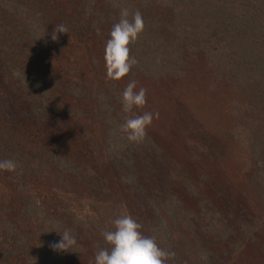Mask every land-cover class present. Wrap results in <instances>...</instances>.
I'll use <instances>...</instances> for the list:
<instances>
[{
  "label": "rangeland",
  "instance_id": "1",
  "mask_svg": "<svg viewBox=\"0 0 264 264\" xmlns=\"http://www.w3.org/2000/svg\"><path fill=\"white\" fill-rule=\"evenodd\" d=\"M161 1L0 0V159L12 152L18 164L15 172H0V221H9L0 230V264H32L39 244H48L42 243V224L25 215L22 204L31 199L53 215L57 211L59 219L73 214L79 221L74 231L82 247L77 257L61 253L71 256L67 264H93L95 253L106 247L102 232L125 214L174 253L167 264H264L263 91L235 86L232 65L210 45L183 48L174 72L149 75L136 55L128 75L106 78L104 48L120 10H138L144 19L162 16L167 29L170 12ZM35 5L39 20L30 23L15 18L20 11L7 10L31 13ZM60 24L69 31L54 42L51 34ZM29 29L41 35L46 30V39L64 50L56 72L81 90L101 86L104 102L122 95L131 80L137 91L145 88L147 103L133 115L158 113L146 131L167 158L138 157L133 163L138 183L122 180L106 153L103 103L91 98L92 89L81 97L50 82L33 96L40 112L29 109L24 99L32 82L19 77L26 78L45 55L41 37L29 35ZM71 165L75 173L64 171Z\"/></svg>",
  "mask_w": 264,
  "mask_h": 264
},
{
  "label": "trees",
  "instance_id": "2",
  "mask_svg": "<svg viewBox=\"0 0 264 264\" xmlns=\"http://www.w3.org/2000/svg\"><path fill=\"white\" fill-rule=\"evenodd\" d=\"M48 1L51 3L53 0ZM161 3L160 5L167 12H170L166 21L170 18L172 26L169 27L167 25L166 27L168 28L165 29L162 16L161 18H156L155 16L143 18L145 23L144 31L138 40L129 46L131 49L130 55L134 57L139 55L141 57L146 67L145 71L149 75H159L162 70L174 72L175 67L180 64V54L183 48L207 47L210 45L222 52L226 61L232 65L235 86L255 85L258 89L256 92L263 91L261 92V95H263L264 0H162ZM104 4V6L109 5L106 2ZM31 7L34 10L32 11L28 8L31 13H26L24 9L20 8L14 10L10 6L7 10H9L10 14L20 11L18 14L13 13L15 18L30 23L32 20H39L38 15L35 14V9H40L37 5ZM106 9V7L101 8L103 14ZM43 15L45 14L40 13V20ZM112 15L111 13L108 14L114 20ZM29 32V35L34 33V36L38 35L37 37H41L38 42L41 44L42 53H45L44 57L33 58L36 59L35 66L31 67L28 72H25L27 71L25 69V71L22 70V72L18 73L19 76L24 74V72L27 75L26 78L18 76L21 83L32 82L29 86V93L24 99L29 109H36L38 101L36 102L33 96L36 97L38 91L44 93L45 85L47 83L50 84V82H56V86H65L70 91H73V95L76 94L81 97L90 95L87 91L92 89L95 92L91 93V98L95 101L98 100L99 104L100 102L103 103L99 105L101 107L99 114L102 116L101 120L106 131V153L110 162L112 161L120 172L122 180L129 184L134 181L137 182L136 177L138 175L133 172V163L138 157H144L146 162L151 160L162 161L165 158L164 156L167 158L168 155H165V150L155 140H152L148 133L142 143L134 144L130 143L120 131V125L124 123L125 117L128 115L122 111L121 95L118 96L116 93L104 102V95L106 97L107 93L104 94L102 92L101 86L81 90L82 86L78 82H75V84L70 77L67 79L62 73L56 72L57 67L54 63H56V59H61L65 52L61 50V47H55L49 39H46L45 33L47 31L44 30L43 35H41L43 32L39 34L36 29H29ZM59 61L57 60V63ZM92 67L90 68L92 69ZM94 67L97 69V66ZM173 72L170 73L172 74ZM59 91H62V89L59 88ZM22 92L25 93L24 90ZM39 109L36 110L40 112ZM4 153L7 154L4 156L5 159L17 158L12 152L6 151ZM69 168L64 169V171H73L75 173L76 167L71 165ZM27 202L22 204L26 217L36 221L37 224H42L41 226L44 227L43 237H41L43 239L42 243L46 244V241L48 242L45 247L39 244V253L32 260V264H67L71 256L68 255V258L66 256L64 259L61 255L62 252H54L50 245L58 242L61 237L57 233L62 234L66 229L71 230L75 236L74 230L81 227L79 221L74 217L72 218L73 214H69V216L63 215L64 218L59 219L56 217L57 211L53 215L50 210L43 208V206H38L33 199ZM8 222L6 218L4 221H0V230L5 229L9 225ZM205 229H208V227ZM76 247V249H69L70 253H75V257L79 255H77V252L82 247V244L77 242Z\"/></svg>",
  "mask_w": 264,
  "mask_h": 264
},
{
  "label": "clouds",
  "instance_id": "3",
  "mask_svg": "<svg viewBox=\"0 0 264 264\" xmlns=\"http://www.w3.org/2000/svg\"><path fill=\"white\" fill-rule=\"evenodd\" d=\"M144 28L145 23L140 11L133 13L128 8L120 10L119 20L109 32L104 48L107 80L120 81L138 63L135 57H130L129 46L138 40ZM68 31V27L63 24L55 25L51 39L58 41L59 34H68ZM136 89L137 81L131 80L122 92V111L128 115L120 125V131L130 143L140 144L146 138V130L151 126L154 115L158 118V113L144 112L142 115H133L134 109H142L147 103V90L142 87L138 91ZM17 167L15 159H0V172H15ZM112 223V230L102 232L106 247L95 253L93 264H167L174 256V253L159 247L154 237L145 236L142 225L131 215L119 216ZM57 234L61 239L50 245L54 252H69V249L77 245V239L71 230L66 229L62 234Z\"/></svg>",
  "mask_w": 264,
  "mask_h": 264
}]
</instances>
